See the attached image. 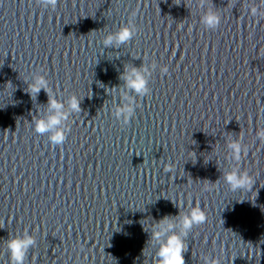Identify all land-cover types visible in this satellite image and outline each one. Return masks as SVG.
<instances>
[{"label": "water", "instance_id": "1", "mask_svg": "<svg viewBox=\"0 0 264 264\" xmlns=\"http://www.w3.org/2000/svg\"><path fill=\"white\" fill-rule=\"evenodd\" d=\"M50 99L68 114L61 145L36 131ZM261 129L264 0H0V264L25 235L24 264H157L153 232L168 218L181 235L193 207L206 222L181 235L184 264H264ZM234 168L249 187L230 190Z\"/></svg>", "mask_w": 264, "mask_h": 264}, {"label": "clouds", "instance_id": "2", "mask_svg": "<svg viewBox=\"0 0 264 264\" xmlns=\"http://www.w3.org/2000/svg\"><path fill=\"white\" fill-rule=\"evenodd\" d=\"M55 0H43V5H54ZM253 15H256L258 8L253 5L250 9ZM203 22L209 28L215 27L219 23V18L214 13H208L203 17ZM134 29L131 26H125L120 29L115 35H109L105 39V44H111L113 40L116 43H124L131 39ZM147 70L143 72L133 68L124 78L128 87L135 90L137 93H146L147 88ZM163 71H167L165 67ZM46 81L42 77H37L35 82L30 85V90L33 94L38 93L41 88H46ZM69 107L72 111H79V102L73 97L69 102ZM49 109L53 113L48 116L47 119H39L36 121V131L38 133L51 132L49 141L53 145H61L66 139V128H61V123L67 119V113L63 111V105L57 102L55 99H50ZM133 113V107L131 103L124 104L117 108V117L123 116L127 120ZM54 130V131H53ZM258 135L264 138V129L258 131ZM229 148L232 150V158L235 160L240 159L241 149L237 142H231ZM224 180L228 184L231 191H235L237 188L249 187L252 183V179L246 172L241 173L237 169H233L231 172H227L224 175ZM205 190H210V187H205ZM206 222V214L199 207H193L188 213L180 217L179 224L181 226V235H186L187 230L194 224H201ZM175 227L168 218L163 219L158 229L153 232V238L160 243L159 250L157 252V264H184L183 251L184 243L181 239V235H167V233ZM167 235L166 239H162ZM34 239L31 236L25 235L23 238H16L8 242V247L11 252V264H24V255L29 246L34 244ZM206 264H218V262L207 261Z\"/></svg>", "mask_w": 264, "mask_h": 264}]
</instances>
